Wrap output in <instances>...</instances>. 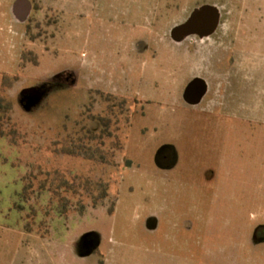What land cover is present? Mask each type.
Instances as JSON below:
<instances>
[{
    "label": "rangeland",
    "instance_id": "rangeland-1",
    "mask_svg": "<svg viewBox=\"0 0 264 264\" xmlns=\"http://www.w3.org/2000/svg\"><path fill=\"white\" fill-rule=\"evenodd\" d=\"M205 1L0 0V264H264V5L196 48Z\"/></svg>",
    "mask_w": 264,
    "mask_h": 264
},
{
    "label": "flooded vegetation",
    "instance_id": "flooded-vegetation-1",
    "mask_svg": "<svg viewBox=\"0 0 264 264\" xmlns=\"http://www.w3.org/2000/svg\"><path fill=\"white\" fill-rule=\"evenodd\" d=\"M246 1L256 2L257 0H222V4L220 6H215L214 4H210L205 1L201 4L199 3L192 9L190 8L189 14L185 16L184 19L181 17L182 12L189 11L188 5L184 3L180 6H176L174 3H169L167 4L169 9L174 6V9L181 11V13L176 14L177 16H174L173 24L170 25L171 31L180 32V35L176 36L180 41L190 37L189 43L193 46H197L196 48L203 47L208 44L222 45L224 47L234 44L237 45L239 41H241L240 31L243 26H246L247 18L251 15L255 16L256 11L262 9L261 6L264 5V2H260V7L248 8L247 5L250 6V2L246 3ZM256 3H254V6H256ZM237 59L242 61L241 56ZM234 60L235 59H233V61ZM105 96L108 101L111 98H117L114 95ZM121 100L126 104L125 99ZM2 107L0 99V110ZM11 108L12 105L10 106V109ZM91 119H100L103 128L104 124L101 118L92 117ZM59 216L68 218L69 215H66V212L62 210L59 213Z\"/></svg>",
    "mask_w": 264,
    "mask_h": 264
},
{
    "label": "crops",
    "instance_id": "crops-1",
    "mask_svg": "<svg viewBox=\"0 0 264 264\" xmlns=\"http://www.w3.org/2000/svg\"><path fill=\"white\" fill-rule=\"evenodd\" d=\"M0 89H2L1 87H0ZM0 135L1 136H4L3 134H1V132H0ZM7 137V136H6ZM8 138V137H7ZM10 143H12V142H10ZM13 144V143H12ZM0 158H2L1 156H0ZM22 189H23V186H22ZM21 189V190H22ZM21 192V191H20ZM22 206V205H21ZM29 220V217L26 219V220H24V221H28ZM48 220L49 219H45L44 220V223L47 225V224H50V222L48 223ZM69 220H72V219H67V218H63L62 216H59L58 217V223L59 224H61V225H64V223H66V225H68L69 224ZM47 222V223H46ZM74 222H76V223H78L79 221L78 220H74L72 223H74ZM80 223V222H79ZM63 227V229H61L60 228V230H58L57 229V232H60V233H58V237L60 238V239H57V242H55L54 244L55 245H57V247H58V249H57V253H58V255H59V258H60V261H63L64 259H65V256H66V250H65V244H66V242H65V240L63 239V237H64V235H66L67 233L65 232V227L64 226H62ZM67 228V232L69 233L68 235L72 238V234H71V232H70V230H71V228L70 227H66ZM24 230H26V232H28V233H31V234H33L34 236L36 235V236H38V237H41V239H46V238H48V241H50V240H52V239H50L49 237H51V235L52 234H54L55 235V232H54V230H51L50 228L49 229H47V228H45V230H47L48 232H47V234H45V233H43L42 231H39L37 228H28V227H25L24 228ZM71 240V239H70ZM47 243H49V242H47ZM38 253H40V255H45L44 254V250L43 251H38Z\"/></svg>",
    "mask_w": 264,
    "mask_h": 264
}]
</instances>
